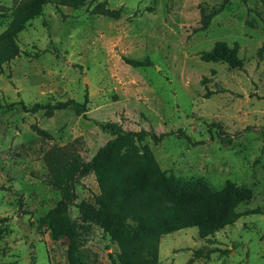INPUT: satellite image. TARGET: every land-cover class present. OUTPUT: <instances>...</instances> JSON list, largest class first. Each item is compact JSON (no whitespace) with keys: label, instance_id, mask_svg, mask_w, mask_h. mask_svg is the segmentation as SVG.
<instances>
[{"label":"rangeland","instance_id":"rangeland-1","mask_svg":"<svg viewBox=\"0 0 264 264\" xmlns=\"http://www.w3.org/2000/svg\"><path fill=\"white\" fill-rule=\"evenodd\" d=\"M103 0L79 8L43 5L17 36L21 53L0 72V264H68L67 239L54 241L38 218L60 200L49 183L44 154L68 145L84 160L122 130L167 133L159 143L146 136L160 168L195 182L205 212L212 192L229 180L251 189L239 217L206 238L190 226L159 239L157 264H264V12L260 0H227L207 29L199 30L200 11L224 0H104L117 17L91 12ZM13 0H0V32ZM2 7V8H1ZM237 42L242 68L200 59L216 41ZM149 57L134 67L124 57ZM47 116L24 111L35 102L83 101ZM34 127L45 130L42 136ZM196 144H191L183 134ZM68 208L85 264H119L118 246L104 230L109 216L97 201L92 173L79 176ZM87 201L83 219L78 203ZM216 248L208 258L196 249Z\"/></svg>","mask_w":264,"mask_h":264},{"label":"trees","instance_id":"trees-1","mask_svg":"<svg viewBox=\"0 0 264 264\" xmlns=\"http://www.w3.org/2000/svg\"><path fill=\"white\" fill-rule=\"evenodd\" d=\"M87 0H13L9 20L0 32V72L3 65L21 53L17 36L27 22L39 15L44 4L53 2L56 6L64 5L79 8ZM246 1V0H244ZM227 0L209 12L200 11L199 30H205L212 18L220 13ZM264 12V0H260ZM106 2L99 1L91 9L92 13L111 17L118 16L117 9L108 8ZM2 8V7H1ZM6 13H0L6 17ZM239 45L233 42L216 41L208 50L200 52V59L205 62L219 61L230 68H242L243 61L238 55ZM134 67L151 65L149 57L142 59L123 58ZM87 96L83 101L66 99L56 103L41 104L35 102L26 105L19 101L21 108L30 113L42 111L50 116L55 111L72 107L75 114L86 111ZM38 134L50 136L45 130L34 127ZM114 136L100 146L89 160L68 145H53L44 154V162L49 173V183L56 187L61 195L53 208L39 217L38 225L46 226L51 238L57 241L67 239L66 259L68 264H85L80 249V239L73 228V221L68 213L76 198L75 183L79 176L92 173L95 177L99 194L97 201L103 212L109 216L107 224L102 222L104 230L118 246L119 264H157L158 245L162 235L186 227L197 226L198 236L206 238L226 225L233 224L239 217L259 212L258 208L240 210L239 206L252 198L249 187L236 185L231 181L218 191L212 192V203L203 213H193L188 204L198 202L195 182L175 178L162 170L149 145L144 142L149 136L154 143H159L167 133L155 134L146 130H122L118 125L105 124ZM191 144V140L181 132ZM87 201L78 203L83 219L87 213ZM216 248L196 249L194 258H208Z\"/></svg>","mask_w":264,"mask_h":264}]
</instances>
